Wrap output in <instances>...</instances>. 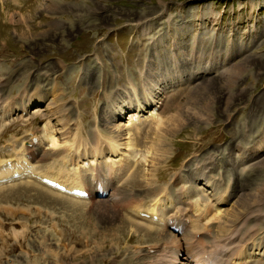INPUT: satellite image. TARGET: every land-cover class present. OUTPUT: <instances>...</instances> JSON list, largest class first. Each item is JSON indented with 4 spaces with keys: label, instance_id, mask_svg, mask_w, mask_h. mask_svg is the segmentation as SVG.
Masks as SVG:
<instances>
[{
    "label": "rangeland",
    "instance_id": "obj_1",
    "mask_svg": "<svg viewBox=\"0 0 264 264\" xmlns=\"http://www.w3.org/2000/svg\"><path fill=\"white\" fill-rule=\"evenodd\" d=\"M141 24L149 31L143 33ZM213 35L219 44L220 58L225 57V51L232 43V63L240 62L246 66L245 70L237 71L239 76L233 78L237 83L230 87L236 100L226 108L225 98L221 99L214 104L210 121L188 118L187 123L170 136L169 157L156 170V175L163 178L152 186L141 183L142 157L152 135L150 120L144 118L140 123L129 124L128 129L134 133L136 143L132 153L127 154L128 167L119 172L115 180L120 190L134 193L148 206L155 195V187L170 185L173 192L176 187L172 184V175L182 169L187 171L194 155L214 149L221 158L220 174L225 181L231 177L233 188L237 190L240 185H249L264 176V150L256 156H246L242 171L244 167L237 159L239 151L235 148L236 143L247 140L250 135L252 154L264 128V0H0V100L20 97L18 91L26 84L35 83L34 77L43 89H47L48 82L38 78L45 71L50 78L58 75L69 93L66 100L72 101L74 112L80 114L86 132L93 128L94 117L104 110V88L124 83L120 73H132L136 66L144 67L145 55L153 61L162 60L176 41L184 47L177 52L182 59L193 36L208 41ZM150 36L154 38L152 44ZM58 60L64 62V68L52 70ZM28 62L35 67L29 68ZM221 71L208 69L197 76L198 81L215 79ZM27 74H30L29 79H26ZM187 84L182 92L178 90L177 98H182L181 101L185 98ZM220 89L223 93L228 92L227 87ZM174 93L171 91L168 98ZM174 105L175 101L169 102L164 110L173 112ZM31 114L15 118L0 129V161L4 166L19 157V150L23 145L26 147L31 131L39 135L43 124L32 123L39 115L36 111ZM104 124L102 122V126ZM86 141L90 143L89 138ZM51 162L48 159L37 164L44 166ZM60 167L71 174L70 167L63 163L52 165V170ZM81 172L86 181L92 176L88 168ZM13 175L11 178L18 180L0 185V264H10L12 260L26 264V251L37 249L42 234H47L50 247L56 251L67 252V248L74 247L76 262L121 264L119 256L137 248L144 253L147 246L156 244L159 239L155 228L147 229L143 225L132 229L130 220L156 228L166 224L164 213H159L162 216L159 221L157 215L150 220L134 210L121 212L116 221L103 220L91 213V222L87 223L79 214L71 217L58 205L56 207L24 189L26 173L14 172ZM6 180L2 181L6 184ZM133 181L141 186H132ZM15 183L17 188L7 187ZM91 197L101 200L95 193ZM83 203L89 206L88 200ZM40 209L47 214L53 210L54 218H41L42 215L41 219L37 218L39 216L34 212L38 211L34 210ZM30 211H34V220L29 223L33 227L27 232L25 229L23 236L16 238L13 224L15 231H22ZM97 244L103 246L100 253L107 256L98 257V251H95L91 261L88 248ZM36 253L31 251L30 254ZM153 253L150 250V254ZM48 262H52L49 256L41 259V264ZM255 264H264V260Z\"/></svg>",
    "mask_w": 264,
    "mask_h": 264
},
{
    "label": "bare ground",
    "instance_id": "obj_2",
    "mask_svg": "<svg viewBox=\"0 0 264 264\" xmlns=\"http://www.w3.org/2000/svg\"><path fill=\"white\" fill-rule=\"evenodd\" d=\"M141 26L143 33L149 31L145 24ZM149 39L152 44L154 38L150 36ZM218 47L214 35L208 41L193 36L189 49L183 51L182 59L177 52L184 47L179 46L177 41L173 42L162 60L156 62L145 55L142 62L144 67L136 66L132 73H120L123 84L104 88V110L94 117L93 128L86 132L80 114L74 112L72 101L66 100L69 93L63 88L59 76L50 78L47 71L38 76L42 82H48L47 89H43L37 77H34L35 83L26 84L18 91L20 97L16 99L20 103L16 99L0 100V129L15 118L32 115L33 111L38 112L39 117L32 123L43 124L39 135L35 131L27 135L28 142L26 147L23 145L19 150V157L6 166L0 161V185L6 186L18 180L11 178L14 172L21 175L26 173L28 178L24 189L56 207L58 205L71 217L79 214L87 223L91 222V213L107 221H116L121 212L129 210L144 212L150 220L157 215L159 221L162 220L159 213H164L166 224L160 228L130 220L132 229L143 225L147 229L155 228L159 239L156 244L147 246L144 253V250L137 248L125 256H119L121 264H186L183 260L189 264H255L258 260H264V176L258 177L257 182L240 185L234 190L232 178L225 181L220 174L221 158L214 149L194 155L187 171L182 169L172 175V184L176 187L173 192L170 185L155 187V195L148 206L134 193L120 190L115 180V176L128 167L127 154L132 153L136 143L134 133L128 129L129 124L140 123L144 118L150 120L152 135L142 157L144 172L141 183L152 186L163 178L156 175V170L169 157L172 149L170 136L179 131L188 118L210 121L214 104L221 99L225 98L226 108L236 100L230 87L237 83L233 80L239 76L237 71L245 70L246 66L240 62L232 63V43L223 59L220 58V51H217ZM153 51L157 55L154 47ZM27 65L29 68L35 67L31 62ZM64 66V62L58 60V65H53L52 70L63 69ZM208 69L222 70L215 77L217 81L199 82L197 76ZM99 70H102L101 67ZM29 78L30 74H27L26 79ZM185 84V98L181 101L182 98H177L178 90L182 92ZM222 86L228 88L227 93L222 92ZM171 91L175 93L168 98ZM172 101L176 102L174 111H165L164 107ZM250 138L248 135L247 140L235 144L239 151L237 159L243 167L246 156L263 152L264 128L252 154ZM48 159L52 160L49 165L37 164ZM116 162L119 163L118 167L115 166ZM57 163L70 167L71 174L61 167L52 170V165ZM84 168L92 171L88 181L82 177ZM244 170L245 167L242 168ZM4 177L7 178L6 184L2 181ZM48 178L58 182L61 189L44 182ZM14 186L16 183L7 187L11 189ZM132 186L141 184L133 181ZM74 189H85L89 193L88 198L77 196L73 193ZM94 193L101 200L92 199ZM86 200L89 206L83 203ZM34 211L39 216L37 218L42 215L41 218L53 219L55 214L53 210H49L48 214L41 209ZM33 212L26 215V227L22 224V231H15L13 224L16 238L23 236L25 229L27 232L33 227L29 225L34 220ZM46 235L39 237L37 249L26 251V264H41V259L45 260L48 256L52 261L48 264L84 263L75 261L74 247L67 248V252L50 247ZM102 247L97 244L94 248H88L91 259L95 257V251H98V257L107 256L100 253ZM150 250L154 253L150 254ZM31 251L37 253L31 255ZM31 257H34L33 260ZM10 264L18 263L12 260Z\"/></svg>",
    "mask_w": 264,
    "mask_h": 264
}]
</instances>
